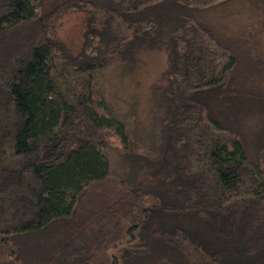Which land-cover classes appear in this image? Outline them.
<instances>
[{
	"label": "trees",
	"instance_id": "obj_1",
	"mask_svg": "<svg viewBox=\"0 0 264 264\" xmlns=\"http://www.w3.org/2000/svg\"><path fill=\"white\" fill-rule=\"evenodd\" d=\"M71 12L76 53L55 30ZM55 15L0 0V264H264V0ZM141 50L164 53V81L129 124L99 80Z\"/></svg>",
	"mask_w": 264,
	"mask_h": 264
},
{
	"label": "rangeland",
	"instance_id": "obj_2",
	"mask_svg": "<svg viewBox=\"0 0 264 264\" xmlns=\"http://www.w3.org/2000/svg\"><path fill=\"white\" fill-rule=\"evenodd\" d=\"M62 0H41L42 11L45 19L56 17L57 7ZM107 1V0H105ZM86 15L80 12L63 14L56 19L55 30L66 48L72 52L80 48L85 26ZM68 51V52H69ZM166 59L161 51H142L137 55L134 67L121 75L107 74L99 80L100 89L106 90L112 97V102L121 100L124 106L122 114L127 108L133 110L132 114L126 115V121L132 124L135 118L137 121L146 119V108L148 100L151 99L152 89L161 86L164 78ZM116 100V101H115ZM126 104V105H125ZM128 106V107H127ZM127 107V108H126ZM133 115V116H132ZM112 168L120 171V157L116 152L110 154ZM88 203L97 202L106 197L109 191L104 188L92 191Z\"/></svg>",
	"mask_w": 264,
	"mask_h": 264
}]
</instances>
